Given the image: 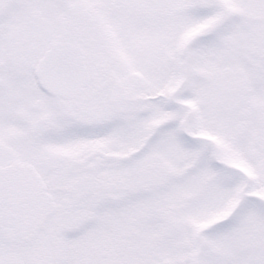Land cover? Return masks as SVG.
Instances as JSON below:
<instances>
[{"label": "snow or ice", "instance_id": "obj_1", "mask_svg": "<svg viewBox=\"0 0 264 264\" xmlns=\"http://www.w3.org/2000/svg\"><path fill=\"white\" fill-rule=\"evenodd\" d=\"M0 264H264V0H0Z\"/></svg>", "mask_w": 264, "mask_h": 264}]
</instances>
